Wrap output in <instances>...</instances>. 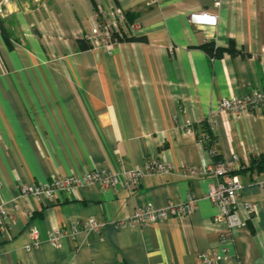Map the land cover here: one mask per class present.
<instances>
[{
  "label": "crops",
  "instance_id": "obj_1",
  "mask_svg": "<svg viewBox=\"0 0 264 264\" xmlns=\"http://www.w3.org/2000/svg\"><path fill=\"white\" fill-rule=\"evenodd\" d=\"M118 12L135 22L125 33L145 41L78 49ZM201 12L217 16L215 25L195 22ZM209 42L221 58L202 48ZM257 91H264V0H229L221 9L212 0H0V204L13 211L24 184L94 170L122 176L152 157L174 168L133 191L84 187L42 202L21 199L0 237V264H198L200 252L221 244L228 254L221 264H264V171L237 174L241 200L255 212L241 206L244 225L236 229L214 222L213 179L183 173L235 156L248 169L264 155V107L239 117L218 113L222 100ZM210 117L216 156L201 141ZM189 195L197 199L190 216L113 224ZM89 218L104 227L52 246L55 230Z\"/></svg>",
  "mask_w": 264,
  "mask_h": 264
},
{
  "label": "built area",
  "instance_id": "obj_2",
  "mask_svg": "<svg viewBox=\"0 0 264 264\" xmlns=\"http://www.w3.org/2000/svg\"><path fill=\"white\" fill-rule=\"evenodd\" d=\"M159 0H153L158 2ZM216 8L221 9L229 0H212ZM121 12H118L119 18H109L108 21H100L94 28L89 37V41L95 48H111L115 41V34H120L125 27V18L121 17ZM208 14V12H201ZM218 17L216 16V19ZM124 23V25H122ZM127 27V26H126ZM133 29H136V26ZM129 29V28H128ZM130 30V29H129ZM125 33V31H124ZM125 35H127L125 33ZM128 36V35H127ZM264 107V91H257L253 94L224 99L219 105L218 113L221 115H231L235 117L248 115L255 111H260ZM215 121L212 117L207 121V125L211 130V136L204 135L201 141L210 142V152L212 156L218 154V142L214 140L212 132L214 130ZM192 133L191 130H188ZM239 159L234 157L231 162H219L211 167L203 170L195 168H184L183 173L191 176L211 177V184L207 193V198L219 210L218 215L214 218L217 224H226L230 229H236L244 225V221L239 215V208L242 206L247 214L251 217L255 212L254 205L251 202L241 200V194L244 189V184L238 176L231 175L232 172L238 171ZM174 168L161 161L157 157L149 158L144 167L126 172L122 176L112 174L107 171L94 170L80 176H67L63 178H54L49 182L42 184H24L20 187V196L13 204V211H10L6 206L0 204V237L9 233L12 225L17 219V212L22 209L21 199L33 198L39 202L44 200L55 199L59 194H67L70 196L75 190L84 187L100 188L102 190L121 188L128 191H133L141 185L143 179L147 176L169 174ZM258 186L264 194V181L258 182ZM197 205V199L193 195L180 202L172 204L162 209H155L152 206H147L138 209L130 218L113 222L119 228H128L134 226L147 227L150 224L167 221L170 217L190 216L194 213ZM32 216V214H29ZM105 223L98 221L95 218H89L82 222H75L71 229L58 228L50 236V242L54 248L62 247V239L65 236H75L79 232L91 233L99 232ZM32 235L35 239L38 238L37 230H32ZM228 257L225 244H221V249L216 252H200L197 256L198 264H221ZM247 264V263H245Z\"/></svg>",
  "mask_w": 264,
  "mask_h": 264
},
{
  "label": "trees",
  "instance_id": "obj_3",
  "mask_svg": "<svg viewBox=\"0 0 264 264\" xmlns=\"http://www.w3.org/2000/svg\"><path fill=\"white\" fill-rule=\"evenodd\" d=\"M125 24L127 26V28H132V26L135 24L133 18H128L127 16L125 17ZM115 41H117L118 43H123V42H133V41H145L144 38H136L135 36H127L125 35L124 31L122 30V32L120 34H115L114 36ZM78 49H80L81 51L84 50H92L95 48V46L89 41V40H80L78 41ZM209 55V57L213 60L216 58H221L224 54V51L221 50L220 48H218L214 42H209L206 45H204L202 47ZM229 52L234 53L235 54V48L230 47L228 49ZM206 128L208 129L206 132V135L211 136V130L208 127V125L206 124ZM204 137V136H202ZM215 141L216 138H214ZM205 145L207 146V148L210 149V142H205ZM244 170H250L252 172H258L261 173L264 171V155H261L259 158H252L251 159V165L248 169H243L240 168V170L232 172L231 175H237L240 174L241 172H243Z\"/></svg>",
  "mask_w": 264,
  "mask_h": 264
},
{
  "label": "clouds",
  "instance_id": "obj_4",
  "mask_svg": "<svg viewBox=\"0 0 264 264\" xmlns=\"http://www.w3.org/2000/svg\"><path fill=\"white\" fill-rule=\"evenodd\" d=\"M193 20L197 23L206 22L211 25H215L216 18L214 16H210L208 14L203 15H194Z\"/></svg>",
  "mask_w": 264,
  "mask_h": 264
}]
</instances>
